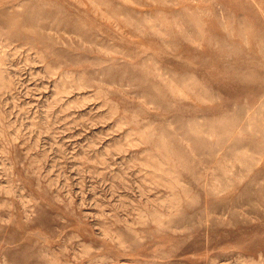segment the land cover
<instances>
[{
	"label": "rangeland",
	"instance_id": "obj_1",
	"mask_svg": "<svg viewBox=\"0 0 264 264\" xmlns=\"http://www.w3.org/2000/svg\"><path fill=\"white\" fill-rule=\"evenodd\" d=\"M0 264H264V0H0Z\"/></svg>",
	"mask_w": 264,
	"mask_h": 264
}]
</instances>
